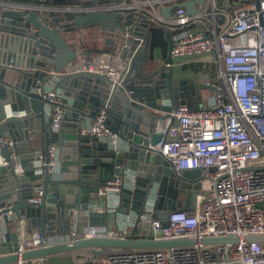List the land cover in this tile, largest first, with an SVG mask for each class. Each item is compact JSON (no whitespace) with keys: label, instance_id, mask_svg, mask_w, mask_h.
Listing matches in <instances>:
<instances>
[{"label":"built area","instance_id":"built-area-1","mask_svg":"<svg viewBox=\"0 0 264 264\" xmlns=\"http://www.w3.org/2000/svg\"><path fill=\"white\" fill-rule=\"evenodd\" d=\"M188 0H98L97 4L81 0L64 4L0 0V7L35 9L43 23L59 27L53 19L69 20L73 16L100 11H118L125 31L108 30L106 35H92L65 31L64 38L75 56L60 71H48L60 78L73 72H89L105 76L123 85L132 65V56H123L133 46V29L143 19L172 32L171 50L177 78L192 76L195 72L187 65L204 61L199 74H208V87H215L211 102L197 107L181 103L168 117L156 120L154 132L162 136L155 145L156 152L168 162L175 173L190 169H206L189 181L194 205L169 213L167 224L153 215L128 217L127 227L112 230L103 226L78 228L72 225L69 233L48 236L28 232L26 219H17L19 226V253L90 238H126L135 236L156 240L239 236L240 241L230 245L196 244L163 249H110L105 254L88 251L71 252L74 264H264V243L244 240L247 235H264V0H206L195 14L185 7L173 9V18H165V6ZM227 3V6L225 4ZM119 18V19H120ZM35 32V29H31ZM142 46L146 35L136 37ZM100 43L104 49L92 54L88 44ZM203 72V73H202ZM212 88V87H211ZM44 99L45 121L55 127L64 119L71 105L64 93L56 90L38 91ZM174 118V119H173ZM90 121V122H89ZM83 126V137L96 138L110 147L120 149V138L98 114ZM122 141V140H121ZM7 145L16 172L23 176L24 168L18 159L15 141L9 135L0 138V149ZM48 160L40 157L33 161L36 174L59 173L61 155L57 145L48 148ZM0 163L3 159L0 156ZM123 180L117 177L99 189V195L122 191ZM42 186L34 188L29 203L39 204ZM11 205H0V216H12ZM16 214V213H15ZM148 215V216H147ZM17 218V216H16ZM76 223V221L74 222ZM73 223V224H74ZM133 225L147 231L132 232ZM8 232H0V257L10 254L1 250ZM81 253H84L81 254ZM20 262L18 264H24Z\"/></svg>","mask_w":264,"mask_h":264},{"label":"water","instance_id":"water-1","mask_svg":"<svg viewBox=\"0 0 264 264\" xmlns=\"http://www.w3.org/2000/svg\"><path fill=\"white\" fill-rule=\"evenodd\" d=\"M26 1L32 5L49 0ZM54 3L77 0H50ZM97 4L98 0H81ZM117 0H109L116 3ZM259 2V0H255ZM206 0H188L162 8V15L173 18V9L183 6L189 14L202 9ZM227 6V3L225 4ZM118 11L92 12L69 20L53 19L59 27L52 28L40 19L35 9L0 7V138L9 135L15 141L16 154L24 173L20 176L10 157L7 145L0 149V205H11L18 219H26L28 232L39 227L42 235L59 229L69 233L75 221L86 219L90 226H107L108 212L98 208L99 189L117 177L125 175L126 168L137 171V182L131 190L118 193L119 208L115 211H135L139 218L151 214L164 225L170 212L194 205L189 181L206 169H190L175 173L155 145L162 136L154 132L156 120L168 117L181 103L197 107L201 90L208 87V74L177 78L171 50L172 32L143 19L130 30L133 46L123 56H132L133 65L123 85L113 83L105 76L89 72H73L58 78L56 89H63L71 99L64 119L55 127L43 115L44 99L38 91L53 77L48 69L60 72L75 56L63 36L65 31L102 26L124 32ZM31 29H35V32ZM146 35L142 46L136 49V37ZM159 49L161 58H156ZM214 90L216 89L213 86ZM190 97V98H188ZM188 98V99H187ZM104 113L106 121L125 147L112 148L96 138L83 137V123ZM174 119V118H173ZM58 146L61 155L59 173L36 174L33 161L48 160V148ZM42 186L39 204H32L34 188ZM143 187V188H142ZM186 193L185 201L178 198ZM19 226L9 236L10 254L0 257V264L41 260L48 264L51 257L77 251L105 254L110 249H163L196 244L230 245L240 241L239 236L227 235L200 239L156 240L129 236L126 238L78 239L19 253ZM64 229V230H62ZM53 233V232H52ZM244 240L264 243V235H247ZM228 258V264H230Z\"/></svg>","mask_w":264,"mask_h":264},{"label":"crops","instance_id":"crops-1","mask_svg":"<svg viewBox=\"0 0 264 264\" xmlns=\"http://www.w3.org/2000/svg\"><path fill=\"white\" fill-rule=\"evenodd\" d=\"M40 3H42V2H40ZM53 4H56V3H53ZM57 5H58V3H57ZM93 28H95V29L97 28L96 29L97 31L93 32ZM86 29H90V31H92L91 33H88V34H92L95 36L96 35L98 36L101 34H104V35L108 34L107 28H104L102 26H94V27H89ZM83 34H87V33H83ZM104 46L105 45L100 44V43H90V44H88V49L90 50V52L92 54H96L97 52L104 49ZM207 60H209V58L203 59V61L199 62L198 64H195V63L189 64L186 66V68H189V69L191 68L195 72L193 75H198L199 73H201L199 70L201 68H203L205 65L204 61H207ZM57 80H58V78L56 76H53L52 78L47 80L43 86L44 91L56 90ZM57 91L60 93H64L63 89H60V88H57ZM214 93H215V90L213 88L206 87V88L201 90L199 98L202 100L203 104L206 105V104H209L211 102V97L214 95ZM188 98H190V97H188ZM67 99H68L69 103H71V99H69V98H67ZM86 123H88V121L84 122L83 126H88ZM120 147H125V142L120 140ZM139 181L143 183L146 180L138 178L136 170H134L132 168H126L125 169V175L123 177L124 189L131 190L132 188H134V186ZM192 192H193V190H192ZM178 198L182 201H185L186 193L185 192L179 193ZM119 206H120L119 205V196L114 192H109L108 194L100 197V202H99L98 208L101 210L107 211L108 215H109L108 224L106 227H108L109 229L115 230V231L125 229L127 227V223H126L127 218L128 217L135 218V216L138 215L137 212L132 211V210L127 212V213H124L123 211H119L117 214H115V211L119 208ZM15 213H14V215L9 216V217L8 216H4V217L0 216V232L1 231H7L8 232V238L12 233L16 232V225L18 223L17 222L18 217L16 218L17 214H15ZM148 215H150V214H148ZM73 223L70 226L71 229L74 226H77L78 228H84V227L88 226V221L86 219H83L81 221H76V223H74V224ZM72 225H73V227H72ZM142 226L133 225V227H130L131 233L135 232V233H137L138 236L140 234V231H143V233H146L147 231L145 230V228H141ZM62 230H64V229H62ZM30 232L33 233L34 235L41 234L39 227L32 228ZM47 235L48 236H59L62 234L59 233V229H53ZM8 241H9V239H7V242ZM1 250L6 252V253L9 252V248L7 245H3L1 247ZM69 254L70 253L51 257L48 261V264H74V259L72 258L74 256L69 255ZM81 254L84 255V253H81ZM24 264H42V261L41 260L27 261Z\"/></svg>","mask_w":264,"mask_h":264},{"label":"rangeland","instance_id":"rangeland-1","mask_svg":"<svg viewBox=\"0 0 264 264\" xmlns=\"http://www.w3.org/2000/svg\"><path fill=\"white\" fill-rule=\"evenodd\" d=\"M97 29V28H96ZM95 28H93V32H96L97 30H96ZM92 31H90V29H83V30H77V33H91ZM156 58L157 59H160L161 58V53H160V50L159 49H157L156 50Z\"/></svg>","mask_w":264,"mask_h":264},{"label":"trees","instance_id":"trees-1","mask_svg":"<svg viewBox=\"0 0 264 264\" xmlns=\"http://www.w3.org/2000/svg\"><path fill=\"white\" fill-rule=\"evenodd\" d=\"M22 2H26V1H22ZM66 2H70V1H63V2H60V3H58V4H64V3H66ZM54 2H52V1H48L47 2V4H53ZM57 4V3H56ZM120 20V22H121V24L123 25V26H126L127 25V22H122V20H121V18L119 19ZM58 81V80H57ZM56 85H57V83H56Z\"/></svg>","mask_w":264,"mask_h":264}]
</instances>
